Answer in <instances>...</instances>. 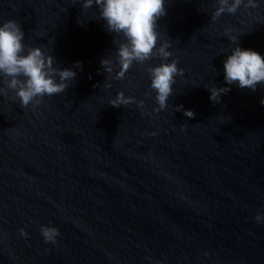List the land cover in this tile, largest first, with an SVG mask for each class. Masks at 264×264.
<instances>
[{"label": "water", "instance_id": "obj_1", "mask_svg": "<svg viewBox=\"0 0 264 264\" xmlns=\"http://www.w3.org/2000/svg\"><path fill=\"white\" fill-rule=\"evenodd\" d=\"M81 4L0 0V23L77 72L36 107L0 95V264H264V86L215 103L208 90L228 87V36L264 55V3L213 19L217 0H166L159 43L183 75L160 112L147 72L159 54L106 79L100 62L123 37ZM120 92L135 102L113 107ZM49 224L55 244L40 235Z\"/></svg>", "mask_w": 264, "mask_h": 264}, {"label": "clouds", "instance_id": "obj_2", "mask_svg": "<svg viewBox=\"0 0 264 264\" xmlns=\"http://www.w3.org/2000/svg\"><path fill=\"white\" fill-rule=\"evenodd\" d=\"M165 3L166 0H82L81 4L84 9L95 7L99 20L104 21L106 31L123 37L122 42L116 45L115 61L107 58L100 62L107 74L106 79L111 77L122 80L131 67L145 64L155 53L159 54L161 62L147 69L149 87L155 93L156 112L167 110L174 93L176 77L183 75L178 61L168 62L172 56L169 51L170 42L159 43L157 21L166 15ZM258 3H264V0H217L218 6L213 19L224 13L234 15L241 6L255 8ZM225 35L228 36V33ZM242 35L244 34L228 36L231 44L235 45L223 61L224 83L228 87L208 89L210 100L214 103L219 102L220 97L231 90V86L253 92L257 90V86H264V55L242 48L239 45V37ZM51 51L52 49L46 51L44 47L27 45L25 32L15 20L0 23V95L14 93L20 106L28 108L39 106L45 97L65 93L72 86L77 72L57 67ZM74 68L82 71V62L77 61ZM130 102L135 101L120 92L109 104L118 108ZM136 103L138 107H143V101ZM261 105L264 106V99L261 100ZM176 111H182L187 118L195 116L194 112L184 110L182 106L176 107ZM184 126H181V130ZM254 219L257 224H264V215L257 214ZM20 232L22 236H27L24 229H20ZM40 235L45 243L55 244L60 231L54 225H43Z\"/></svg>", "mask_w": 264, "mask_h": 264}]
</instances>
